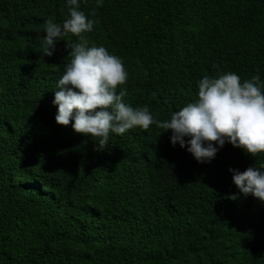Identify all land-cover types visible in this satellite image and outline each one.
<instances>
[{
  "label": "trees",
  "instance_id": "trees-1",
  "mask_svg": "<svg viewBox=\"0 0 264 264\" xmlns=\"http://www.w3.org/2000/svg\"><path fill=\"white\" fill-rule=\"evenodd\" d=\"M68 8L0 0V264H264V202L229 171L260 167L264 153L226 142L199 163L156 125L110 133L98 150L97 138L56 122V84L81 41L69 33L47 56L43 37ZM80 8L98 21L83 34L89 46L123 61L124 102L158 120L194 102L204 76L264 82V0Z\"/></svg>",
  "mask_w": 264,
  "mask_h": 264
},
{
  "label": "clouds",
  "instance_id": "clouds-1",
  "mask_svg": "<svg viewBox=\"0 0 264 264\" xmlns=\"http://www.w3.org/2000/svg\"><path fill=\"white\" fill-rule=\"evenodd\" d=\"M95 2L102 6V0ZM66 3L68 18L62 24L46 20L43 37L47 56L54 54L56 42L69 33L81 41L71 45L70 62L56 84L53 104L58 124H71L75 132L97 138L93 140L98 150L104 149L110 133L123 135L135 127L147 131L156 125L171 130L173 146L179 143L199 163H210L226 142L251 157L264 153V82L258 74L243 81L234 72L204 76L198 81L194 102L173 112L169 120H158L147 105L133 108L124 102L122 86L128 73L123 61L103 45L89 46L83 34L92 32L98 21L81 10V0ZM229 171L242 194L264 202V164Z\"/></svg>",
  "mask_w": 264,
  "mask_h": 264
}]
</instances>
